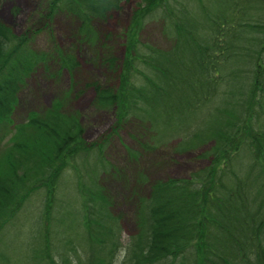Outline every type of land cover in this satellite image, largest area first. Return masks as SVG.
<instances>
[{
  "label": "trees",
  "instance_id": "trees-1",
  "mask_svg": "<svg viewBox=\"0 0 264 264\" xmlns=\"http://www.w3.org/2000/svg\"><path fill=\"white\" fill-rule=\"evenodd\" d=\"M127 1L46 0V16L72 18L117 73L113 89L93 88L119 121L102 144L83 143L78 119L63 113L71 91L13 126L17 92L46 60L0 24V264H264V0H142L116 68L94 24ZM151 26L168 46L145 38ZM58 55L62 68L75 64ZM119 127L143 152L174 141L179 152L208 147L199 154L207 165L187 179L144 193L136 173V231L124 247L110 203L111 182L130 177L109 162ZM64 195L75 212L60 209ZM32 210L29 235L23 215Z\"/></svg>",
  "mask_w": 264,
  "mask_h": 264
},
{
  "label": "rangeland",
  "instance_id": "rangeland-1",
  "mask_svg": "<svg viewBox=\"0 0 264 264\" xmlns=\"http://www.w3.org/2000/svg\"><path fill=\"white\" fill-rule=\"evenodd\" d=\"M144 1L129 0L121 3L118 10L107 13V21L94 24L97 29V41L102 45L107 44L109 53L117 58L116 68L124 57L122 34L129 26L132 12L144 8ZM48 8L46 0H0V24L4 25L13 36H24L29 48L42 57L45 56L44 60H46L37 64L17 92V107L12 114L13 126L25 123L28 113L39 114L48 110L56 99L71 91L62 109L63 113L78 119L83 130V143L102 144L100 142L112 135L111 131L119 121L115 118V109L111 107L101 109L96 105L93 88L103 85L105 89H113L116 85L117 73L111 75L109 69L98 61V57L103 53L98 43L81 41L80 37L76 36V26L72 18L59 11L52 17H47ZM147 29L145 33L151 35L145 37L147 40H151L150 37H152L158 45L168 46L169 43L164 40L166 38L159 29L155 26ZM57 53L74 59L75 64L69 69L62 68ZM119 129L118 133L110 137L108 141L109 162L115 167L119 166L121 171L126 170L125 177H129V174L130 177L129 183L122 177H117L111 182L110 203L114 216L120 217V243L124 247L136 231L133 206L135 199L130 195V192L136 190L133 184L136 173L141 171L145 175V186L142 188L144 193L147 192L151 183L160 180L187 179L193 172L207 165L206 160L199 159V154L208 147L179 152L175 150L177 141H174L167 145H160L155 151L143 152L139 149L138 143L130 138L132 130L120 127ZM128 151L132 154L139 152L140 162L130 161ZM106 186L110 187L108 184ZM65 195L59 198L63 200L60 209L64 214L70 211L75 212L79 204H70V200L68 201ZM35 213L36 211L32 210L23 215L25 227L27 226L25 232L29 235ZM56 219L57 216L52 219V222H57ZM54 229L53 225L51 231ZM77 233L81 234V230L76 229Z\"/></svg>",
  "mask_w": 264,
  "mask_h": 264
}]
</instances>
